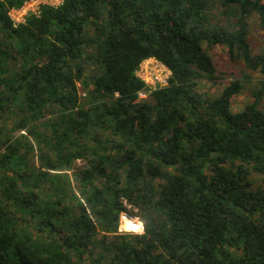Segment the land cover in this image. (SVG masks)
Returning <instances> with one entry per match:
<instances>
[{"label":"trees","instance_id":"trees-1","mask_svg":"<svg viewBox=\"0 0 264 264\" xmlns=\"http://www.w3.org/2000/svg\"><path fill=\"white\" fill-rule=\"evenodd\" d=\"M26 1L0 0V264H264V0H64L14 28ZM215 46L258 81L202 92ZM149 58L172 76L140 100Z\"/></svg>","mask_w":264,"mask_h":264},{"label":"rangeland","instance_id":"rangeland-1","mask_svg":"<svg viewBox=\"0 0 264 264\" xmlns=\"http://www.w3.org/2000/svg\"><path fill=\"white\" fill-rule=\"evenodd\" d=\"M257 19L258 18L256 16L250 19L249 41L253 52L255 54H260L264 52V31ZM208 53L211 56L217 68V71L221 74V76L217 85H214L207 81H203L200 86L202 92L210 94L211 96H217L219 95L223 87L227 86L231 81L235 79H239L243 84L245 83L244 85L246 87L249 86L247 83H251V85H253L258 81L260 75L247 70L245 65L241 62L233 63L228 56L226 48L222 46H215L213 48H209ZM80 95L82 97L86 96V94L82 90L80 91ZM149 97H147V99ZM252 102L253 98L249 93V89L246 88L245 91H243L239 96L233 99L232 109L234 112H241L244 110L246 105ZM78 164L83 165L84 163L79 161ZM123 219L127 221L129 220L132 223L143 224L139 214H137V216H132L127 213H123L120 220L121 232H127L122 228ZM129 232L131 231H128V233Z\"/></svg>","mask_w":264,"mask_h":264},{"label":"built area","instance_id":"built-area-1","mask_svg":"<svg viewBox=\"0 0 264 264\" xmlns=\"http://www.w3.org/2000/svg\"><path fill=\"white\" fill-rule=\"evenodd\" d=\"M63 4L64 0H27L20 8L11 9L9 18L13 27L17 28L24 24L28 17H39L43 7L58 8ZM136 76L144 84V88L138 93V98L146 100L153 92L168 87L172 72L159 60L149 58L141 63L136 71ZM129 233L143 234V224L139 223V229Z\"/></svg>","mask_w":264,"mask_h":264},{"label":"bare ground","instance_id":"bare-ground-1","mask_svg":"<svg viewBox=\"0 0 264 264\" xmlns=\"http://www.w3.org/2000/svg\"><path fill=\"white\" fill-rule=\"evenodd\" d=\"M125 222L130 223V224H132L133 226H135L136 223H132V222H130L129 220L127 221V220H125V219H123V222H122V228H123L124 230H126V231H131V232H135V230H136L135 228H126V227H124Z\"/></svg>","mask_w":264,"mask_h":264},{"label":"clouds","instance_id":"clouds-1","mask_svg":"<svg viewBox=\"0 0 264 264\" xmlns=\"http://www.w3.org/2000/svg\"><path fill=\"white\" fill-rule=\"evenodd\" d=\"M124 227L139 229V224H136L135 226H133L132 224L125 222Z\"/></svg>","mask_w":264,"mask_h":264}]
</instances>
